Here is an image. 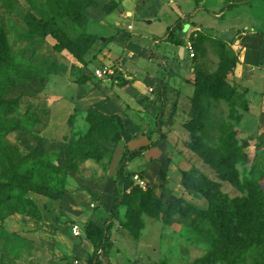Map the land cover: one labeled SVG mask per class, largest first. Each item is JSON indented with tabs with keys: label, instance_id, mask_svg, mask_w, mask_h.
Here are the masks:
<instances>
[{
	"label": "rangeland",
	"instance_id": "rangeland-1",
	"mask_svg": "<svg viewBox=\"0 0 264 264\" xmlns=\"http://www.w3.org/2000/svg\"><path fill=\"white\" fill-rule=\"evenodd\" d=\"M95 1L100 6L88 5L74 20L69 11L81 10L80 0H0V31L9 57L0 97L17 99L4 117L21 125L6 135L17 150L7 163L0 162L6 167L0 181L26 177L34 185L50 182L63 189L55 199L28 191L24 197L36 211L11 209L12 197L2 201L8 191L0 193V264H86L92 244L83 230L98 216L99 226L109 227L110 250L102 256L107 264H264V243L248 254L222 240L210 218L198 214L208 208L205 197L181 183L183 174L219 182L222 202L264 193V0L224 10L215 18L218 31L228 30L223 36L207 29L184 35L189 23L181 22L165 34L179 17L200 16V0H154L160 7L149 17L152 23L144 19L155 13L151 5L139 6L128 18L132 32L149 39L132 37L123 22L125 0H114L117 8L109 13L101 6L110 0ZM201 1L218 13L231 0ZM116 13L123 14L118 23ZM39 19H53L72 39L93 35L94 42L79 60L56 47L51 35L41 37L32 28L29 22ZM99 65L113 72L97 78L93 70ZM199 73L217 81L216 97L194 98ZM162 81L169 88L158 130ZM90 108L119 115L123 129L99 125ZM190 119L203 128L189 131L184 123ZM160 135L158 148L129 161L117 183L123 146L136 148ZM87 140L100 151L99 159L82 156ZM30 153L56 170L38 172ZM220 163L237 173L236 181L220 178ZM134 174L150 199L134 192ZM177 199L183 213L163 221L164 206ZM115 201L119 206L112 217ZM74 224L80 236L72 234Z\"/></svg>",
	"mask_w": 264,
	"mask_h": 264
},
{
	"label": "trees",
	"instance_id": "trees-1",
	"mask_svg": "<svg viewBox=\"0 0 264 264\" xmlns=\"http://www.w3.org/2000/svg\"><path fill=\"white\" fill-rule=\"evenodd\" d=\"M81 10L74 9L69 11L72 19L77 20L81 16H84V8L88 5L100 6L95 0H80ZM253 0H231L224 4L221 11L225 9H232L239 5H251ZM117 2L114 0L108 1L102 5L101 8L107 13L113 11L117 7ZM181 19H176L174 25L168 27L165 34L169 32L173 33ZM29 24L36 30V32L44 37L51 35L55 40V46L58 48L67 49L77 59H82L87 49L94 42V36L87 33H80L76 38H70L63 28L56 23L53 19H39L35 22L30 21ZM9 67V57L5 50L2 33L0 31V75L7 72ZM194 98L200 100L205 94L216 97L218 94V83L214 77L208 76L205 73H199L194 77ZM168 84L166 81H162L161 89L159 91L160 103L158 105L156 114V126L158 130L162 125L164 117L165 101H166V88ZM17 99H4L0 97V162H8L11 150H15L14 144L5 141L6 135L10 131H14L21 128L19 122H15L11 119H7L6 116L8 110L11 109V104L16 103ZM89 115L93 116L99 125L106 126L112 124L115 131L123 129L121 118L117 114H103L94 108L89 109ZM29 121L34 124L35 120L28 118ZM184 126L189 131H200L203 128V124L197 119H190L184 123ZM163 139V135H160L158 139L149 141L146 144L139 145L136 148H130L129 145H124L120 158L118 160V166L116 170V181L120 182L121 177L126 164L146 152L148 149L156 147ZM88 148L82 152L83 157H93L95 159L100 158V151L96 145L87 140ZM31 155L32 167L38 172H48L56 170V167L46 159H40L34 154ZM23 158V157H22ZM2 159V160H1ZM221 165L216 167V170L220 171V178L231 181L237 180V173L231 169L226 163H220ZM2 177L6 174V167L0 168ZM163 177V176H162ZM181 183L185 188H194L200 192L208 202V208L205 210H199V215H206L212 221L219 237L222 240H230L238 249L243 250L246 253H252L264 243V193L260 196L249 198L245 197L242 200L231 199L226 202H222V197L218 193L219 182L204 179V181H196L186 174L182 175ZM5 190V191H4ZM8 191V192H7ZM12 191V192H10ZM15 191V192H13ZM28 191H35L43 194L49 198H60L63 195V189H56L48 184L41 183L34 185L30 179L26 177L20 181L10 183L9 181H0V193L7 192L2 201L12 197L13 207L11 209L31 211L37 210L36 205L29 198H26ZM134 192L143 197L150 199L151 192L143 190L139 185H135ZM12 193V194H11ZM11 194V195H10ZM119 203L115 201L111 208V215L115 217L117 215ZM163 221H166L171 214L180 215L183 213V201L181 199L174 200L172 203L164 206ZM99 216L95 219H89L85 226L83 233L86 239L92 244L91 256L86 264H107L102 260V256L107 257L110 250L111 240L108 235L109 227L99 226Z\"/></svg>",
	"mask_w": 264,
	"mask_h": 264
},
{
	"label": "crops",
	"instance_id": "crops-1",
	"mask_svg": "<svg viewBox=\"0 0 264 264\" xmlns=\"http://www.w3.org/2000/svg\"><path fill=\"white\" fill-rule=\"evenodd\" d=\"M153 1L154 0H125V1H123V3H121V5H122V11H125L124 12L125 20L123 22L130 25V31L129 32L131 33V35H132L133 38H138V39L145 38V39H149V37L146 38L143 35L133 33L132 30L134 28V24L130 20H128V18L129 17H132V16H136L137 8L139 6H141L142 9L144 10L145 9L144 7H147L148 5H151L152 8H153V11H155V13L154 14H146V16H144L146 18H144V19H145V22L152 23L153 20H150L149 17L152 16V15L153 16H156V11H157L156 10V7H160L159 3L156 4V2L154 1L155 2L154 3ZM166 3L171 4V3H173V0H167ZM201 4H202V1L201 0L200 1H196V5L198 6V9L201 10L200 11L201 14H199L200 16H198V17H190L191 14H187V15H185L182 18L179 17L180 19H182L180 21L181 22V25L184 24V23H189L188 29L184 33L181 31L182 34H184V35L187 34L188 35L191 32H195L196 33L198 31H202V29H204V30L207 29V30L214 31V32L216 31V33H217V31H218L217 29H219V28L217 26V23H216V19L215 18H218V17L219 18H222V14H223L224 10L221 11V8H222L221 7L219 9L218 13H215L213 8L209 7L208 5L205 8V7L201 6ZM225 10H228V9H225ZM145 13H148V12H145ZM122 15L123 14H121V13L120 14H118V13L115 14V16H114L115 19L114 20H116V23H118L119 20H122L121 19V16ZM230 28L231 27H229V29ZM167 29L168 28H166V30ZM166 30L164 32H166ZM219 31H220L221 35L223 36V35H226V33H224V32L225 31L227 32L228 30L227 29L226 30L223 29V30H219ZM159 36L160 35L153 36L152 38L159 37ZM133 43L134 42L132 41L131 44H133ZM168 88H169V85L167 86L166 89H168ZM165 94H166V91H165ZM157 109H158V107H157ZM164 114H165V109H164ZM156 148H158V146L148 149L146 152L142 153L141 155H143V156L144 155H147L149 152H151L153 149H156ZM141 155L137 156L134 159H137Z\"/></svg>",
	"mask_w": 264,
	"mask_h": 264
},
{
	"label": "built area",
	"instance_id": "built-area-1",
	"mask_svg": "<svg viewBox=\"0 0 264 264\" xmlns=\"http://www.w3.org/2000/svg\"><path fill=\"white\" fill-rule=\"evenodd\" d=\"M112 69L107 66V65H99V66H95L94 70H93V74L97 77V78H105L107 76H109L112 73ZM133 180L135 182V184L139 185L140 187L144 188L145 183L144 181L139 177L138 174H134L133 175ZM71 232L74 236H80V229L79 226L77 224L72 225L71 227Z\"/></svg>",
	"mask_w": 264,
	"mask_h": 264
}]
</instances>
